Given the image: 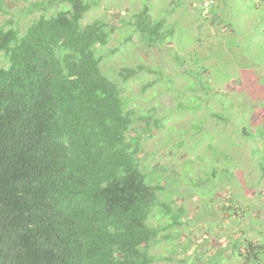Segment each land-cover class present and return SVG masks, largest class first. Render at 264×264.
Segmentation results:
<instances>
[{
	"label": "trees",
	"instance_id": "trees-1",
	"mask_svg": "<svg viewBox=\"0 0 264 264\" xmlns=\"http://www.w3.org/2000/svg\"><path fill=\"white\" fill-rule=\"evenodd\" d=\"M10 3L41 13L25 26L17 15L0 23V264H153L163 230L149 223L153 208L163 206L170 225L181 223L140 157L143 133L163 125L140 127L145 115L124 89L144 71L158 80L164 73L142 63L104 71L102 63L119 28L151 48L174 39V23L148 3L119 27L84 22L90 0H0V15ZM204 58L183 71L192 87L209 85ZM176 59L186 62L179 52ZM242 243L231 239L226 249L263 258L262 245L250 241L245 253Z\"/></svg>",
	"mask_w": 264,
	"mask_h": 264
},
{
	"label": "rangeland",
	"instance_id": "rangeland-1",
	"mask_svg": "<svg viewBox=\"0 0 264 264\" xmlns=\"http://www.w3.org/2000/svg\"><path fill=\"white\" fill-rule=\"evenodd\" d=\"M90 1L84 22L104 18L119 27L148 3L155 17L175 27L172 41L149 48L127 41L130 29L123 26L112 34L111 55L102 63L104 71L142 63L164 73L158 80L144 71L124 89L145 115L140 127L155 119L163 125L153 123L151 134L143 133L140 157L181 223L170 225L164 207L153 208L150 225L163 227L151 248L153 264H209L216 257L213 264H264V255L249 260L226 249L231 239L242 240L245 253L250 241L264 248V0H213L206 9L205 0ZM9 8L0 23L17 15L25 26L41 13L25 15L27 6L13 3ZM176 52L185 55L184 65ZM204 56L209 85L192 87L183 71L203 64ZM148 81L156 82L144 89Z\"/></svg>",
	"mask_w": 264,
	"mask_h": 264
},
{
	"label": "built area",
	"instance_id": "built-area-1",
	"mask_svg": "<svg viewBox=\"0 0 264 264\" xmlns=\"http://www.w3.org/2000/svg\"><path fill=\"white\" fill-rule=\"evenodd\" d=\"M212 2H213L212 0H207V1L204 2V6L205 7H210Z\"/></svg>",
	"mask_w": 264,
	"mask_h": 264
}]
</instances>
